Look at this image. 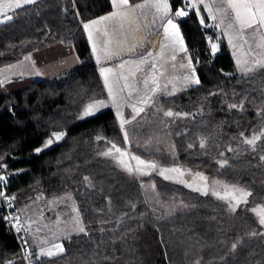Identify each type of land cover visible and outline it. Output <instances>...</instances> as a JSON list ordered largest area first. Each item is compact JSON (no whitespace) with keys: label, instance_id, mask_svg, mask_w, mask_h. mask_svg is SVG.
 <instances>
[{"label":"trees","instance_id":"trees-1","mask_svg":"<svg viewBox=\"0 0 264 264\" xmlns=\"http://www.w3.org/2000/svg\"><path fill=\"white\" fill-rule=\"evenodd\" d=\"M181 1L169 0L171 16L199 83L163 97L162 111L139 114L126 126V139L83 29V22L112 11L110 0H35L0 24V67L59 43L79 60L0 97L2 191L19 215L35 199L69 195L85 228L62 240L61 253L40 255L38 264H264L255 216L264 208V67L255 63L264 62V49L247 41L253 70L239 71L228 45L212 53L217 32L201 6L175 17ZM98 101L104 104L83 117ZM53 133L63 135L57 140ZM254 137V144L245 142ZM113 144L155 167L142 176L128 172ZM159 166L198 170L250 195L230 212L213 193L165 179ZM171 203L178 205L173 213L156 210ZM0 264H24L1 213Z\"/></svg>","mask_w":264,"mask_h":264},{"label":"rangeland","instance_id":"rangeland-1","mask_svg":"<svg viewBox=\"0 0 264 264\" xmlns=\"http://www.w3.org/2000/svg\"><path fill=\"white\" fill-rule=\"evenodd\" d=\"M20 2L25 5L23 0ZM9 3H15V0H0V19H4L6 15H11V12L16 9L6 7ZM204 4H209L212 11L206 10ZM204 4L197 2V8L199 9L198 6H201L210 19V27H213L214 32H217L210 41V47L212 43L217 44V51L213 53L211 48L212 53H218L220 46L225 43L231 49L239 71L247 72V69L253 64V57L246 54V52L252 53V50L247 47V41L250 42V45L254 44L253 50L258 52V48L262 47L260 43H264L263 29L259 33L254 29H245L240 32L235 28L232 12L230 10L224 11L227 9L226 2L223 0H204ZM185 10L189 11L188 9ZM144 15H147L144 20L139 17L137 25L131 27L128 25L129 18L126 15L110 16L112 18L107 20L109 23L105 27L101 21L99 24L92 25L88 31L84 28L85 24L83 25L94 60L99 66L100 77L101 68L112 69L109 76L105 74L107 84L105 83V76H103L104 82L102 78L101 80L108 96L109 105L114 111L124 136L126 126L134 120H138L137 116L147 108L160 112L162 111L160 100L163 97L195 84L191 81L193 68L187 61L181 45L176 42V38L170 35L169 40L168 38L166 40L155 39L157 27L153 23L154 20H159V15H152L148 11ZM213 15H215V19L212 18ZM162 19L164 17H161L159 21ZM123 21L126 22L123 23ZM91 22L87 24H91ZM217 24L219 27H216ZM230 24L232 27H229ZM89 32L91 33V40L89 39ZM133 32L135 35H132ZM93 45L96 47L95 53L93 52ZM149 52L151 55H148ZM97 57H99V63ZM257 61L260 60L256 58L255 63ZM121 65L123 66L121 67ZM109 89H111V95ZM134 109H142V111L137 112ZM121 120L125 121L123 127H121ZM145 145L147 144L145 143ZM134 156L138 157L133 153H126L122 161L120 155L114 152V157L119 166L130 173L142 176L152 169L137 165V161L132 159ZM138 158L143 160L145 164H151L148 160ZM171 169H178L179 171H168ZM156 172L160 175L163 172L164 175L162 176H168L171 181L191 185L209 193H216L214 196L223 200L230 212L236 208L237 199L241 196V191H238L241 189L223 183L221 180H214L206 173L198 170H190L181 166L166 169L159 166ZM181 173L183 174L181 175ZM200 177L204 179H200ZM146 189L144 187L145 191ZM233 196L237 199H233ZM177 206L176 203H171L168 206L158 205L156 210L161 213L162 208L165 213H173L178 210ZM260 209L256 210L255 213L259 222L260 215L258 212ZM19 218L23 222V226L28 228V236L32 239L34 246L38 248L39 255H41L42 250L45 252L51 250L53 255L61 253L63 250L60 251L54 245L62 246V240L72 234L85 231L75 204L69 195L50 198L47 202H39L38 199H35L20 209ZM259 225L261 227L260 234L264 235L263 226L261 223ZM81 228L83 231H80Z\"/></svg>","mask_w":264,"mask_h":264},{"label":"snow or ice","instance_id":"snow-or-ice-1","mask_svg":"<svg viewBox=\"0 0 264 264\" xmlns=\"http://www.w3.org/2000/svg\"><path fill=\"white\" fill-rule=\"evenodd\" d=\"M189 2L190 0H186L184 7L178 8L175 11V14H174L175 17H185L188 15V12L185 10V8L189 6ZM197 2L200 4H204V0H197ZM197 2H191L190 6L193 9H197ZM31 3H35V0H23V4H31ZM112 3H113V6L116 8H124L129 5V0H112ZM226 3H227V9H230L233 14V19L235 23L239 25L240 32H243L245 29H254L257 33H259L261 29H264V0H226ZM153 6L156 8L158 12L162 10L164 15L168 17L165 22V27H164L165 36L172 35L173 37L176 38V42H178L181 45L182 50H186V49H183V38L180 36L178 25L173 22V17L169 15V13L171 12V8L169 7V0H155V3L153 4ZM6 7L20 8L22 7V3L20 2V0H15V3H9L6 5ZM137 7H140V5H137ZM204 8L208 10L209 12L212 11V8L209 4H204ZM227 9H225L224 11H227ZM217 11H220V10H217ZM197 14H199V12H197ZM125 15L126 13H123V12H114L112 14L113 17L114 16H125ZM111 18L112 17H103L102 20H108ZM212 18L215 19V15H213ZM11 19H12L11 15H6L4 19H0V24L5 23L6 21H10ZM100 22L101 21L99 20L92 21L91 24H85L84 28L86 31H88L92 25L99 24ZM201 23L203 24V19L201 20ZM216 27H219V24H217ZM229 27H232V25L230 24ZM91 38H92L91 33L89 32V39L91 40ZM229 42L231 43V40ZM211 48H212L213 53H215L217 51V44L212 43ZM95 51H96V47L95 45H93V52L95 53ZM106 54H107V50H106ZM148 55H151V52H149ZM173 59H175V57H173ZM97 62L99 63V57H97ZM256 63L259 64L261 67H264V62L257 61ZM122 66L123 65H121V67ZM252 70L253 69L251 68L247 69V71L249 72H251ZM111 71L112 69L110 68L100 69L101 75L105 76L106 84H107V77L105 74L110 73ZM191 81L192 83H196V84L199 83V80L195 78L194 70H193V75L191 77ZM109 93L111 95V89H109ZM103 104H104V101H98L97 103L89 104L84 109L82 116L88 117V116L93 115L94 111L98 107L102 106ZM231 107H236V105H231ZM134 111L139 112V111H142V109H134ZM118 115H119V112H118ZM165 115L172 116L173 113L169 111V112H166ZM124 123L125 121L121 120V127H123ZM53 135L55 136L57 140H59L61 136L63 135V133H53ZM256 139H258V137H254L253 139L247 140L245 142L248 144H254ZM51 143H52V140H49L47 142V144H51ZM113 148H115L117 152H121L119 148H116L115 144H113ZM105 154L107 155L108 153H105ZM121 155L123 156L124 153L121 152ZM132 159L137 161V165H143L144 167H147V168L155 167V165L153 164H145V162L143 160H140L138 157L134 156L132 157ZM129 170L131 169L129 168ZM168 171L177 172L179 170L171 169ZM182 174L183 173H181V175ZM161 175H164V173L161 172ZM168 178H169L168 176H165V179H168ZM4 179L5 178L3 176H0V181H4ZM200 179H204V178L200 177ZM188 186L191 187V185H188ZM238 191H241V196L239 197V199L233 196V199H237V203H239V201L244 199L246 196L250 195V193L248 192H243L242 190H238ZM0 195H3V193L0 192ZM221 198L223 199L224 197H221ZM258 215H260V223L264 224V208L259 210ZM80 231H83V228H81ZM54 247L59 249L60 251L63 250L61 245H54ZM233 247H235V245H233ZM53 254L54 253L51 250H48L47 252H45L44 250L41 251V255L51 256Z\"/></svg>","mask_w":264,"mask_h":264},{"label":"crops","instance_id":"crops-1","mask_svg":"<svg viewBox=\"0 0 264 264\" xmlns=\"http://www.w3.org/2000/svg\"><path fill=\"white\" fill-rule=\"evenodd\" d=\"M110 2L112 5V11L100 17H97L91 21H98V20L103 21L105 27L109 22L107 20H102L103 17H110L114 12H123L126 13V16L129 18L128 25L129 27H131L133 25H137V20L139 17L144 20L147 17V15H144V13L148 11L151 12L152 15L155 16L159 15L158 16L159 20L161 19V17H164L162 21L154 20L153 25L157 27V32H155L156 33L155 39L158 40H166V38H168V40L170 39L169 38L170 35L165 36L164 34L165 22L168 17L164 15L162 10L159 12L156 10V8L153 6L155 0H145V2L142 1L137 4H131L129 2V5L124 8H116L113 6L112 0H110ZM223 2H226V0H223ZM137 5H140V7H137ZM169 15L171 16V12L169 13ZM91 21L89 20L83 23V25L90 23ZM124 22L126 21H123V23ZM117 23L118 21L116 22V24ZM235 27L239 30V25H237L236 23H235ZM129 33L131 35V32ZM132 35H135V32H133ZM260 44L264 49V43H260ZM78 64H79V60L75 54L74 49L70 46H66L63 44H54L27 53L21 56L20 58H18L17 60H14L9 64L0 67V97H4L10 93H14L19 90L25 89L29 87L37 79L54 76ZM97 69L99 70L98 64H97ZM106 74L109 76V73ZM101 78L103 80L102 75Z\"/></svg>","mask_w":264,"mask_h":264},{"label":"built area","instance_id":"built-area-1","mask_svg":"<svg viewBox=\"0 0 264 264\" xmlns=\"http://www.w3.org/2000/svg\"><path fill=\"white\" fill-rule=\"evenodd\" d=\"M194 1L195 0H190L189 6L185 9L191 10L192 7L190 6V3ZM185 2L186 0H182L178 8H183ZM0 192L3 193V195H0V213L2 215L5 232L14 239L17 250L24 264H38L40 261V255L38 252H34L30 248V244L27 240L28 228L23 226V222L20 220L19 214L15 208L14 200L2 191L1 185Z\"/></svg>","mask_w":264,"mask_h":264}]
</instances>
